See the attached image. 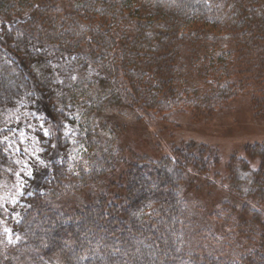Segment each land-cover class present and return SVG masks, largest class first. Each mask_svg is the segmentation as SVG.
<instances>
[{
  "label": "trees",
  "instance_id": "obj_1",
  "mask_svg": "<svg viewBox=\"0 0 264 264\" xmlns=\"http://www.w3.org/2000/svg\"><path fill=\"white\" fill-rule=\"evenodd\" d=\"M0 23V264H264V143L204 204L216 155L128 159L118 144L131 118H205L252 85L264 118V0H0ZM50 143L34 187L29 154Z\"/></svg>",
  "mask_w": 264,
  "mask_h": 264
},
{
  "label": "rangeland",
  "instance_id": "obj_2",
  "mask_svg": "<svg viewBox=\"0 0 264 264\" xmlns=\"http://www.w3.org/2000/svg\"><path fill=\"white\" fill-rule=\"evenodd\" d=\"M6 38L0 23V46L5 49L8 47ZM20 62L25 73L33 80L27 67L21 60ZM256 89L252 85L246 92L243 90L223 111L205 118L188 114L177 118L175 124L146 122L147 118L143 114L145 121L139 122L136 118H131L118 132V144L124 148V157L128 159L147 156V161L157 160L164 155H171L172 147L184 143L188 144V148H198L203 159L211 153L212 156L216 155L218 172H209L206 177L199 178L198 181L201 183L197 185L199 193L194 192L196 201L200 199L203 202L200 204L208 203L218 196L219 193L215 190L218 191L225 185L227 187L225 182L227 169L241 173L240 159L247 160L250 169L258 165L257 159L250 160L245 153L247 148L264 143V118L256 115L252 101L254 96H257ZM34 93L36 97L34 113L50 119L52 110L48 97L35 84ZM54 150L52 154L50 153V157L39 155L45 161L46 168L36 162L33 163L34 187L49 174L52 164L51 155H57L56 149ZM118 176L113 179L117 180ZM189 196L191 197V194Z\"/></svg>",
  "mask_w": 264,
  "mask_h": 264
},
{
  "label": "snow or ice",
  "instance_id": "obj_3",
  "mask_svg": "<svg viewBox=\"0 0 264 264\" xmlns=\"http://www.w3.org/2000/svg\"><path fill=\"white\" fill-rule=\"evenodd\" d=\"M33 69H34V71H35L38 75H42V72H41V70H40V67L33 66ZM71 78L74 80L76 77L73 76V77H71ZM60 82L62 83V81H60ZM30 127H31V125H30ZM38 129H39V131H40V133H41V136L37 138L38 141H39L41 138H46V137H49V136L51 135V132L49 131L48 128L45 127L44 123H40V124L38 125ZM34 131H35V129H34ZM65 134H67V133H65ZM21 135L23 136L24 134L21 133ZM5 140H7V137H5ZM9 147H11V145H9ZM49 147H51L52 149H56V148H57V145H56L55 143H50ZM20 150H21V149H19V148L16 149V151H20ZM23 151L27 152V149H23ZM38 151H39V152H43L44 149H43V148H40ZM29 155H30V157H32V158L35 160V162H36L38 165L43 166V167H45V168L47 167V165L45 164V161H44L39 155H37V150H33V152H31ZM22 171H23V170H22ZM15 175L19 177V176L21 175V173L18 172V173H16ZM23 175H24V176H27V177H31V176H33L32 166H29V167H28V170H27L26 172H23ZM20 187L23 188V183L20 184ZM21 195H23L22 192H21ZM13 203H15V201H13ZM8 231H9L8 229H5V232H8Z\"/></svg>",
  "mask_w": 264,
  "mask_h": 264
}]
</instances>
